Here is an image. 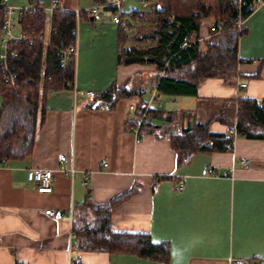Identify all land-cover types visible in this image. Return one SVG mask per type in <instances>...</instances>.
Listing matches in <instances>:
<instances>
[{"label":"crops","instance_id":"crops-1","mask_svg":"<svg viewBox=\"0 0 264 264\" xmlns=\"http://www.w3.org/2000/svg\"><path fill=\"white\" fill-rule=\"evenodd\" d=\"M96 1L60 0L59 7L75 11ZM7 2L17 5L27 0ZM37 2L48 5L50 0ZM153 7L154 0L120 2L123 16L136 23L132 29L154 21L129 18L128 12H150ZM75 19L73 89L47 94L31 153L0 162V264H69L77 256L82 264H164L133 253L77 250L75 240L70 239V210L73 214L87 197L108 202L130 188L131 193L111 207V229L146 232L153 241H167V264H256L264 260V138L237 135L230 150L198 152L182 164L168 139L169 132L204 120L223 99H264V3L243 19L247 32L238 39L235 80L203 79L196 96L167 102L168 107L151 117L156 131H142L137 140L128 130L129 100L120 99L113 107L97 100L89 106L91 100L76 91L96 93L111 83L124 82L144 88L158 79L155 66L117 62L119 26L109 16L99 21L85 15ZM201 23L200 41L209 36L214 20L206 17ZM124 42L142 44L132 37ZM239 82L245 86L238 87ZM192 98L205 101L207 108L193 107L189 104ZM183 101L186 108H175ZM175 112L181 116L175 117ZM210 129L232 131L217 121ZM205 165L216 174H202ZM69 166L74 168L72 173L64 170ZM30 168L51 169V191H37L26 178ZM85 172L89 188L82 183ZM46 207L61 209L62 217L44 214Z\"/></svg>","mask_w":264,"mask_h":264},{"label":"trees","instance_id":"trees-1","mask_svg":"<svg viewBox=\"0 0 264 264\" xmlns=\"http://www.w3.org/2000/svg\"><path fill=\"white\" fill-rule=\"evenodd\" d=\"M245 1L239 7L238 0H154L150 12L130 10L129 18L154 23L134 29L130 23L126 31L119 27L117 62L153 64L161 96H196L200 81L212 77L233 82L239 60L238 39L247 32L244 26H236V18L240 14L244 19L252 11L248 6L250 0ZM206 17H212L214 24L218 23L221 29L213 26L209 36L200 41L198 31ZM2 18L3 8L0 6V32ZM75 20L73 11L56 9L51 16L48 46L39 41L10 44L15 56L9 59L8 66L15 73V81L10 85L0 66V162L29 155L44 118L47 94L59 89H73L75 60L71 58L61 66L58 48L73 43ZM20 22L22 27L31 26L39 33L44 30L46 16L22 14ZM129 37L142 41V44H125L124 40ZM184 41L188 44L183 47L181 43ZM25 79L27 82L23 83ZM142 85L111 83L106 89L96 92L88 105L93 106L98 100L107 107H113L124 98L135 102L138 110L144 102ZM161 109L151 108V117L158 115ZM214 121L234 130L237 135L264 138V99L244 96L223 99L216 111L204 120H193L181 130L169 132V143L179 164L188 162L198 152L232 148L233 135L227 131L211 130L210 125ZM156 129L150 120L141 126L140 131L155 132ZM132 190H126L108 202H94L87 197L74 208L72 231L76 235L75 248L133 253L167 264V241H153L146 232L111 229V207ZM256 264H264V260L259 259Z\"/></svg>","mask_w":264,"mask_h":264},{"label":"built area","instance_id":"built-area-1","mask_svg":"<svg viewBox=\"0 0 264 264\" xmlns=\"http://www.w3.org/2000/svg\"><path fill=\"white\" fill-rule=\"evenodd\" d=\"M145 1V0H141ZM60 0H50L48 5H40L37 0H27L25 4H9L7 0H0V6L3 8V18L1 22V32H0V66L2 71L5 72V79L8 80L10 85L14 84L15 73H13L9 68V59L15 56V50L10 48V44L13 42H26L33 43L35 41L41 42L44 46L50 44V35L52 31L51 26V16L52 12L56 9H62L59 7ZM121 0H102L96 1L91 6L82 9H76L73 11L75 17L88 16L92 20L99 21L103 16L107 15L110 17L111 21L116 23L122 30L126 31L129 29V24H136L134 21L129 20L123 16L120 9ZM245 0H238L239 7L245 4ZM264 3V0H250L248 6L251 9L256 8L260 4ZM22 14H43L46 16V22L44 30L37 33L35 29L31 26L22 27L20 22V16ZM216 25V26H215ZM243 25V18L238 15L236 18V26L241 27ZM213 26L216 29H221L218 23ZM212 26V27H213ZM76 36L77 32L74 29V40L73 43L68 44L65 47L58 48L59 52V63L61 66L65 65L69 59L73 58L75 60L77 47H76ZM188 42H182L181 46H186ZM27 80H23V83H26ZM158 79H155L149 82L144 88V92L147 94V97L144 99L141 107L137 110L136 104L133 101H128V114L131 123L128 125V130L132 132L137 139L141 137V126L151 120L150 109L154 107H159L162 104V99L160 93L157 90ZM245 86V82H239L238 87ZM76 93L83 96L88 100H92L95 95V92L92 90H77ZM233 135V138L237 136L234 130L229 132ZM211 144V141L209 142ZM64 154L60 155L61 159H64ZM243 161H246L243 159ZM65 171L72 173L74 168L69 166L64 168ZM202 174L212 175L216 174V170L210 168L209 165H205L202 168ZM26 178L28 181H31L35 184L38 192H49L52 189V172L49 168H30L27 170ZM82 183L89 188L88 183V172H85L82 178ZM179 187L183 186V182L179 181ZM43 213L51 216L53 218H61L63 211L61 209L46 207L43 209ZM72 210H70V218ZM70 239L76 240L75 233L70 231ZM69 264H82L80 256H77L74 259H70Z\"/></svg>","mask_w":264,"mask_h":264},{"label":"rangeland","instance_id":"rangeland-1","mask_svg":"<svg viewBox=\"0 0 264 264\" xmlns=\"http://www.w3.org/2000/svg\"><path fill=\"white\" fill-rule=\"evenodd\" d=\"M201 24H203V23H201ZM152 81H153V80H152ZM144 95L147 97V94H146V93H144ZM161 99H162V109H164V108H166V107L169 106V104L166 105L167 102H169V101H171V100L178 99V97H175V98H174V97H169V96H161ZM191 100H193V101H189V104L194 105L193 107H195V105H197V107H198L199 109L202 108V107L207 108V103H206L205 101H203V100H198V101L196 102V101H194L195 98H192ZM0 101H1V99H0ZM177 104H178V105H176V107H175V108H177V109H179V108H186L185 105H187V103L185 104V101H183L182 103H181V102H178ZM183 104H185V105H183ZM173 115H174L175 117H176V116H178V117L181 116V114H178V113H176V112H175Z\"/></svg>","mask_w":264,"mask_h":264},{"label":"water","instance_id":"water-1","mask_svg":"<svg viewBox=\"0 0 264 264\" xmlns=\"http://www.w3.org/2000/svg\"><path fill=\"white\" fill-rule=\"evenodd\" d=\"M146 58H149V57H146Z\"/></svg>","mask_w":264,"mask_h":264}]
</instances>
